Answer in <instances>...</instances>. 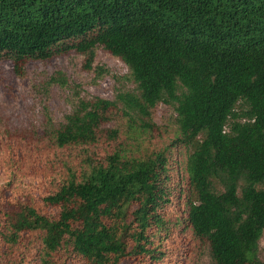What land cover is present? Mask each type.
<instances>
[{"label": "trees", "instance_id": "16d2710c", "mask_svg": "<svg viewBox=\"0 0 264 264\" xmlns=\"http://www.w3.org/2000/svg\"><path fill=\"white\" fill-rule=\"evenodd\" d=\"M99 47L129 68L137 92L112 101L73 97L57 127L47 117L49 144L83 158L41 199L55 215L28 197L5 200L0 259L28 234L39 237L36 264L161 259L169 223L182 222L160 213L177 147L187 184L183 221L199 250L191 261L207 253L211 264H262L264 0H0V62L15 72L69 53L91 68ZM162 103L176 114L168 148L133 153L119 141L99 156L101 141L135 142L130 131L143 135ZM10 188L0 186L1 197ZM61 251L68 263L56 259Z\"/></svg>", "mask_w": 264, "mask_h": 264}, {"label": "rangeland", "instance_id": "374dc122", "mask_svg": "<svg viewBox=\"0 0 264 264\" xmlns=\"http://www.w3.org/2000/svg\"><path fill=\"white\" fill-rule=\"evenodd\" d=\"M136 93L129 68L120 60L112 57L103 48L96 49V56L91 68L86 67L85 56L69 53L48 61H28L17 72L9 62H0V186L10 184V197H1L0 207L15 203L22 197H28L32 205L45 215H55L56 210L46 207L42 198L69 174V169L76 167L83 158L78 150L57 149L44 138L47 117L57 127L64 117L72 112L73 97L84 100L101 98L115 100L121 93ZM176 114L172 106L159 104L150 128L141 136L129 141L126 136L115 143L99 142L96 147L99 156L111 151L119 141L123 148H130L133 153L157 151L168 148L175 140ZM111 123L104 129H112ZM132 132V133H131ZM169 150V149H168ZM170 188L168 202L160 208V213L167 220L182 222L169 223L168 232L162 240L160 250L164 253L152 264H211L207 253L196 262L191 261L199 252L192 240L191 233L185 229L187 184L183 175L184 153L181 148L170 150ZM79 154V155H78ZM3 198V199H2ZM21 199V200H23ZM39 237L36 234L25 235L15 247L16 252L0 259V264H9L7 259H21V264H36L38 261ZM56 259L67 261V254L61 251ZM258 260L264 264V238L258 244ZM75 263L78 260L75 259ZM144 262H125L124 264H150Z\"/></svg>", "mask_w": 264, "mask_h": 264}]
</instances>
